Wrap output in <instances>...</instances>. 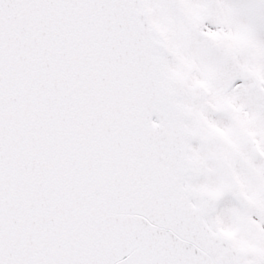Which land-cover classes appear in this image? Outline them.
I'll return each instance as SVG.
<instances>
[{"label": "snow or ice", "instance_id": "obj_1", "mask_svg": "<svg viewBox=\"0 0 264 264\" xmlns=\"http://www.w3.org/2000/svg\"><path fill=\"white\" fill-rule=\"evenodd\" d=\"M0 264H264V0H0Z\"/></svg>", "mask_w": 264, "mask_h": 264}]
</instances>
